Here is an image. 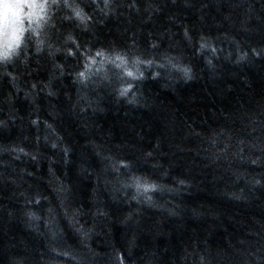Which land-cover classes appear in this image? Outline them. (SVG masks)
Here are the masks:
<instances>
[{
    "label": "trees",
    "instance_id": "obj_1",
    "mask_svg": "<svg viewBox=\"0 0 264 264\" xmlns=\"http://www.w3.org/2000/svg\"><path fill=\"white\" fill-rule=\"evenodd\" d=\"M75 2L87 30L50 9L55 27L0 65V264H264V58L237 63L233 43L264 47V0ZM70 34L92 55L129 51L135 34V55L157 63L135 64L144 78L120 96L132 78L111 67L77 80ZM165 56L191 78L160 69ZM133 176L156 189L137 193Z\"/></svg>",
    "mask_w": 264,
    "mask_h": 264
},
{
    "label": "snow or ice",
    "instance_id": "obj_2",
    "mask_svg": "<svg viewBox=\"0 0 264 264\" xmlns=\"http://www.w3.org/2000/svg\"><path fill=\"white\" fill-rule=\"evenodd\" d=\"M92 4L94 5V10H98L100 12H104L105 8L109 7V0H103L104 7L101 8L100 4L96 2V0H91ZM85 7H88L87 4H85ZM44 9H52L53 10H61V9H67L69 10L70 14L63 17V20L71 21L75 23L76 21H79L81 25L84 26V29L87 30L89 22L93 21V17L88 15L84 8L80 6L79 3H76L75 0H3L2 5H0V53L4 51V49L8 48L11 49L13 47L19 49L22 44H24L25 41V34L28 30V25L32 24L33 22H36L40 19V12ZM107 15V13H105ZM52 16L49 17V23L48 27L54 28L55 25H51L50 21L52 20ZM37 36L40 35V33H36ZM185 37L188 38V32L185 31L184 33ZM30 39V37H28ZM43 43L41 40H37V46H36V53L39 54L42 52V47L40 46ZM233 43L236 44L237 50L239 52V55L237 57V63L241 61L248 60L251 58H264V47H261L259 49L257 48H250L248 51H244L239 42L233 40ZM65 44L70 46L68 47L66 55L69 57L79 58L83 57L85 60V63L83 65V71H79L77 75V80L83 81L88 79V74L90 68L100 63L101 65L106 60H111L113 63L115 61H120L119 64H116V67H124L123 75L129 78H132L130 81H126V87H123L119 91L120 96H126L131 90H133V81L139 82L144 78V73L139 71H132L127 67L129 57L132 58L134 64L138 65L141 63H144L148 66H152L156 64V59H145L141 60L139 56L135 55V52L132 51L136 49V39L135 34H133L132 38V44L125 45L124 47L127 49H130L129 51H117L114 46L109 45L108 49L106 48H100L96 50L95 55L91 54V48L85 47V45H82L74 36L71 34L67 36L65 40ZM52 45L49 44V48H51ZM161 47V44L153 43L150 45V48L152 51H158ZM199 48L201 50L207 49L211 53L215 54L218 51H223L222 49H217L216 47H213L212 44L208 41L207 38L201 37V43L199 44ZM56 52H61L60 48H56L55 51L52 53L54 56ZM24 63H27V45H24ZM231 55V53L229 54ZM114 57V59L112 58ZM97 58H100L97 60ZM0 59L4 60L3 63H0L3 67H7L8 65L15 66V62L9 61L6 57L3 55H0ZM164 59L166 60V63H160L157 66L160 69H165L168 65H171L173 68H180L179 64L172 63V58L165 56ZM208 64L212 65V61L208 60ZM58 69H60L61 73H63V67L61 65H56ZM180 70L183 72L184 77L190 79L191 78V68L189 67H183L180 68ZM2 75L10 77L13 81L16 80V77L12 74V72L4 71ZM160 75V72H156L154 74V77H158ZM33 88L36 87V85H32ZM49 95H54V93L49 92ZM33 124H36L37 121H32ZM0 126H6L4 121H0ZM47 127L51 128V125H47ZM239 143L242 145L244 143L243 140L239 141ZM53 148L57 147L56 144L52 145ZM228 145H225V149H227ZM7 150V149H5ZM13 152L23 153L25 155H29L28 153L24 152L23 148H13L11 149ZM69 149L64 148L63 152L65 156L69 154ZM239 155V153H237ZM148 156H151V153L147 154ZM17 158H19L17 156ZM36 157L33 156L32 159H35ZM108 159H111L110 157ZM251 163L256 164V160H252ZM116 171H119L120 169H126L128 171H131L133 168V164L124 160H121L119 162V166H114ZM141 177L133 176V184L137 190V193L140 192L141 189H143L145 192H147L149 189H156L157 185L151 184V183H141ZM180 184H183L184 181L181 180L179 182ZM255 184H260V180H255ZM133 185L125 184L124 187H130ZM239 199V197H236ZM133 199H137V197H133ZM149 201H151V197H147ZM139 202V201H138ZM35 203H39V200L35 201ZM33 215V214H30ZM83 229H77V231H82ZM62 255H68V253H61ZM119 264H124V257L118 256L117 257Z\"/></svg>",
    "mask_w": 264,
    "mask_h": 264
},
{
    "label": "rangeland",
    "instance_id": "obj_3",
    "mask_svg": "<svg viewBox=\"0 0 264 264\" xmlns=\"http://www.w3.org/2000/svg\"><path fill=\"white\" fill-rule=\"evenodd\" d=\"M2 2H3V0H0V5H2ZM49 11H50V9L41 10L40 19L38 21L33 22L32 24L28 25V30L25 34L26 37L27 36H30L32 38L39 37L42 39L45 36V25L48 22ZM36 33H40V35L37 36ZM99 59L100 58H97V60H99ZM111 63L114 65H111ZM119 63H120V61H115V63H113L111 60H106L102 65L100 63L93 65L90 68V72L95 71V70L105 71L104 69H108L109 67H111L112 69H115L116 71H118V74L121 75L124 72V67H116V64H119ZM127 67L134 72L139 71V68L136 67L135 64H132L131 62H128Z\"/></svg>",
    "mask_w": 264,
    "mask_h": 264
},
{
    "label": "clouds",
    "instance_id": "obj_4",
    "mask_svg": "<svg viewBox=\"0 0 264 264\" xmlns=\"http://www.w3.org/2000/svg\"><path fill=\"white\" fill-rule=\"evenodd\" d=\"M17 48L13 47L11 49H4V51L2 53H0V55H3L4 57H6L7 59H9L12 56L13 52H16ZM18 54V53H17ZM4 60L0 59V63H3Z\"/></svg>",
    "mask_w": 264,
    "mask_h": 264
}]
</instances>
